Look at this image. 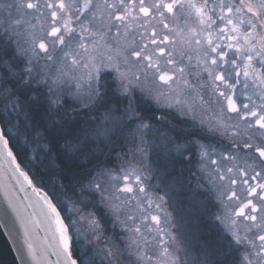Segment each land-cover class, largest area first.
Segmentation results:
<instances>
[{"label": "snow or ice", "instance_id": "snow-or-ice-1", "mask_svg": "<svg viewBox=\"0 0 264 264\" xmlns=\"http://www.w3.org/2000/svg\"><path fill=\"white\" fill-rule=\"evenodd\" d=\"M34 161L79 165L75 211ZM183 164L212 246L167 211ZM0 196L19 264H264V0H0Z\"/></svg>", "mask_w": 264, "mask_h": 264}, {"label": "rangeland", "instance_id": "rangeland-1", "mask_svg": "<svg viewBox=\"0 0 264 264\" xmlns=\"http://www.w3.org/2000/svg\"><path fill=\"white\" fill-rule=\"evenodd\" d=\"M188 103H192V101L189 100ZM168 166L169 165L167 162L160 164L161 174L158 176L157 179H154L152 181L153 185H156L160 182H164L166 184V183L170 182L171 177L175 176V174L173 175L170 173V172H172V169L174 170L175 168H169V170H171V171L170 172L168 171L167 175L163 174V169H166V168L168 169ZM186 166L188 168L190 167L187 164H186ZM179 168L180 167H178V169ZM193 171H194V169H193ZM182 175L183 176L189 175V170H188V172L186 170H183ZM179 180H181L180 177H179ZM179 183H180V181H179ZM198 183H206V181L198 182L194 178L193 187L191 186V188H190L189 187L190 184H189L188 188L184 187V189L186 188V190H188L190 188L188 190L189 191L188 197H189V199H192V200L187 201V203L181 201L182 190H184L183 186L180 184L181 187H179V189H174L173 194H172L171 207H169L167 209V211L169 213H171L172 224H174L176 226V228H178L179 230L183 231L185 236H187L190 240L192 237H194L197 234H199V236H201V234H203L202 232H200V229L198 228L197 221H195L192 218V212H191L192 208L189 206V204H191V203H197V205L199 206V209H200L199 211L201 213V217L203 219L207 220L209 224L214 225L218 231L221 227V225L212 218L211 213L206 210V209L211 208V204H210L209 199H208L210 193H208L205 188L198 186ZM64 203L67 205L64 209L65 215L69 214L70 212L75 211V208L79 207V205H76L74 207L70 200H66ZM181 203L184 204V206H185L184 208H182ZM161 215H163V213ZM85 217H86V213L80 214V215H75L72 217V219H75V220L80 222L77 225V227L80 228L81 231L84 233L87 232L88 227H89L88 222H87ZM164 227L171 229L172 225H164ZM80 239H81V242L83 243L84 242V236L82 235L80 237ZM93 246H95L94 240H93ZM85 247H87L86 244H85ZM81 248H82V245H78L77 251L79 252L81 250Z\"/></svg>", "mask_w": 264, "mask_h": 264}, {"label": "trees", "instance_id": "trees-1", "mask_svg": "<svg viewBox=\"0 0 264 264\" xmlns=\"http://www.w3.org/2000/svg\"><path fill=\"white\" fill-rule=\"evenodd\" d=\"M29 155L31 156V152L29 153ZM23 158L24 157L22 155L21 159ZM175 165H176L175 169L174 170L172 169V172H170L171 170H169V172L177 176V172L179 170L178 167H181V165L179 164L178 160L177 162L175 161ZM29 168H30V176L32 177V179L34 178V182L36 183V185L42 187L51 196L54 203H57V202L64 203L66 200H69L68 199L69 197L77 195L73 191L72 185H71L72 178L73 177L78 178L81 173V169L79 165H77L76 163L72 161H64V166L60 169H57L55 174H50L48 170L44 169L39 164L38 161H34L32 164H30ZM169 168L170 167L168 166V169ZM54 181H55V184H54ZM60 183H64L65 185V188L63 190L59 188ZM184 187L185 186H183V189ZM188 190H186V188L182 190V194H183V195L181 194L182 202L187 203V201L192 200V199H189L188 197V194H189ZM181 206L182 208L185 207L183 203H181ZM189 206L192 208L191 209L192 218L195 221H197L198 228L200 229V232L203 233L200 236L201 240L207 241L210 246L214 245L216 242V238L219 235V231L214 225L209 224L207 220L201 217V213L199 211L200 209L197 203H191L189 204ZM62 215H65V213Z\"/></svg>", "mask_w": 264, "mask_h": 264}, {"label": "water", "instance_id": "water-1", "mask_svg": "<svg viewBox=\"0 0 264 264\" xmlns=\"http://www.w3.org/2000/svg\"><path fill=\"white\" fill-rule=\"evenodd\" d=\"M29 178L32 179L30 175ZM34 186H38V185H36V183L34 182ZM40 190L44 192L46 195H49L42 187H40ZM49 199H52L50 195H49ZM4 206L5 205L3 203L2 196H0V207H4ZM39 235L42 237L44 234L41 232L39 233ZM51 259H55V258L51 257ZM0 264H19V261L17 259V253L15 251V245L12 243L11 237H9L6 234V231L2 229H0Z\"/></svg>", "mask_w": 264, "mask_h": 264}, {"label": "flooded vegetation", "instance_id": "flooded-vegetation-1", "mask_svg": "<svg viewBox=\"0 0 264 264\" xmlns=\"http://www.w3.org/2000/svg\"><path fill=\"white\" fill-rule=\"evenodd\" d=\"M189 129H186V126L184 125V124H180L179 125V128H178V134H179V132H184V131H188ZM178 162H179V164L181 165V162L178 160ZM182 167H183V170H186L187 172H188V170H189V168L186 166V164H183L182 165ZM180 184L182 185V186H185L186 188L189 186V184H190V188H191V186L193 187V182H194V178H189V175H186V176H181L180 177ZM189 188V189H190Z\"/></svg>", "mask_w": 264, "mask_h": 264}]
</instances>
